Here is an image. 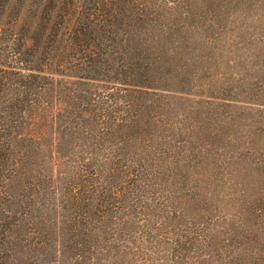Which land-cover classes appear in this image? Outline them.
<instances>
[{
  "label": "rangeland",
  "instance_id": "1",
  "mask_svg": "<svg viewBox=\"0 0 264 264\" xmlns=\"http://www.w3.org/2000/svg\"><path fill=\"white\" fill-rule=\"evenodd\" d=\"M0 30L33 74L0 264H264V0H0Z\"/></svg>",
  "mask_w": 264,
  "mask_h": 264
},
{
  "label": "trees",
  "instance_id": "2",
  "mask_svg": "<svg viewBox=\"0 0 264 264\" xmlns=\"http://www.w3.org/2000/svg\"><path fill=\"white\" fill-rule=\"evenodd\" d=\"M2 31L0 30V35ZM11 42L6 44V52L7 53H14V49L11 47ZM71 46H73L77 51L81 52V57L79 58L81 61L86 60L87 57L91 59L93 55H96L97 45L95 42L90 46H79L74 42V39L71 40ZM17 50V49H15ZM106 54V53H105ZM14 55V54H13ZM13 59H16L13 56ZM92 60V59H91ZM120 63V62H118ZM19 65V66H18ZM21 70H27L26 68H21L20 64L17 62H7L5 60H0V176L3 175L8 171L9 162L14 157H21L20 152H15V147L13 146V140L19 135L18 132H15L12 126L8 121V112H7V98L12 99L14 107H16V112L19 110V100L20 97L25 95L31 88L27 85L28 78H31L33 74L22 75ZM82 78V77H80ZM106 79V78H105ZM109 80H104V82L112 83L118 85L120 91H124V88L121 86L127 85L130 80L127 79V76H122V78H118L117 76L114 77H107ZM39 87V86H37ZM4 178L3 181H5ZM0 188H3L2 183L0 184ZM76 208H74L75 210ZM1 219L2 222L4 219L12 218V215L17 212V210L12 209L10 207H5L0 209ZM15 220V219H14ZM29 223L23 224L19 228L20 232V241L27 242L29 241L31 244L35 242V231L33 228L29 227ZM75 227V224L72 225ZM14 236V232H8L7 239H12ZM10 244V242H7ZM8 246V245H7ZM26 247V244L23 246V249ZM7 250H12V248H7ZM29 252V250H28ZM14 255V254H13ZM13 256H11L12 258ZM15 264V260H14Z\"/></svg>",
  "mask_w": 264,
  "mask_h": 264
}]
</instances>
